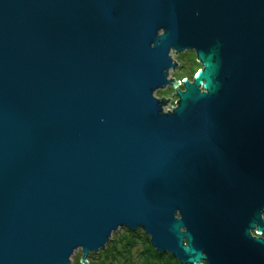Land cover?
<instances>
[{
  "label": "water",
  "instance_id": "obj_1",
  "mask_svg": "<svg viewBox=\"0 0 264 264\" xmlns=\"http://www.w3.org/2000/svg\"><path fill=\"white\" fill-rule=\"evenodd\" d=\"M263 214L264 0H0V264H87L120 227L264 264Z\"/></svg>",
  "mask_w": 264,
  "mask_h": 264
},
{
  "label": "rangeland",
  "instance_id": "obj_2",
  "mask_svg": "<svg viewBox=\"0 0 264 264\" xmlns=\"http://www.w3.org/2000/svg\"><path fill=\"white\" fill-rule=\"evenodd\" d=\"M194 51L185 50L181 53H173L172 57L178 62V66L174 69L169 70V77L182 78L183 75H187L190 78L191 74H194L199 64L194 61ZM180 55V56H179ZM178 80V79H177ZM175 90L171 89L170 86L156 90L154 93L157 97L164 96L169 101H172V93ZM126 227H120L114 230L111 234L110 240L106 242L105 246L101 247L98 252H90L86 257L87 264H155L154 261L149 258L148 254L142 252L144 243L139 241L135 244H126L121 242L124 240L123 236H128L129 232L126 233ZM127 229V228H126ZM126 233L125 235H123ZM122 236V239H120ZM143 239V238H142ZM116 245V247L114 246ZM82 256L81 249L78 248L74 251L71 256V264H84L80 259ZM148 257V258H147ZM147 258V259H146ZM156 264L162 263L161 259H157ZM167 264H174V260L170 259Z\"/></svg>",
  "mask_w": 264,
  "mask_h": 264
},
{
  "label": "flooded vegetation",
  "instance_id": "obj_3",
  "mask_svg": "<svg viewBox=\"0 0 264 264\" xmlns=\"http://www.w3.org/2000/svg\"><path fill=\"white\" fill-rule=\"evenodd\" d=\"M126 229V228H125ZM129 230V229H128ZM127 231V230H126ZM129 232V235L128 236H123L124 240H122L121 242H125V243H129V244H135L140 240H142V242L144 241V239L146 240L145 242H143L144 244V247L141 249L142 252L144 254L147 253V249L151 246V248L154 249V247L151 245V242H150V238L149 236L144 232L143 228L141 227H137L136 229L134 230H130L128 231ZM125 235V234H123ZM143 238V239H142ZM122 239V236L121 238ZM150 246H149V245ZM148 246V247H147ZM155 250V249H154ZM156 251V250H155ZM157 252V251H156ZM159 253H165V252H159ZM169 254V253H168ZM175 260V263L174 264H190V263H181L179 262L176 258H173ZM170 260H165V263L167 264ZM201 264H207V262L205 260H202Z\"/></svg>",
  "mask_w": 264,
  "mask_h": 264
},
{
  "label": "trees",
  "instance_id": "obj_4",
  "mask_svg": "<svg viewBox=\"0 0 264 264\" xmlns=\"http://www.w3.org/2000/svg\"><path fill=\"white\" fill-rule=\"evenodd\" d=\"M180 56V55H179ZM194 61L197 63V64H199V66H198V68H197V70L201 67V63L200 62H198L197 60H196V55L194 54ZM197 70H195V72L197 71ZM195 72H193V73H195ZM193 76V74H191L190 75V78ZM182 77H187V78H189L187 75H183ZM263 217H264V214H263ZM125 230H127L126 231V233L128 232V231H130V230H128V229H125ZM126 233H124V234H126ZM261 236L264 238V231H263V233L261 234ZM123 243H125V242H123ZM126 244H129V243H126ZM149 245V244H148ZM115 247H116V245H114ZM150 246V245H149ZM148 247V246H147ZM147 251V253L146 254H148L149 256V258H151L153 261H154V263L156 264L157 263V259H161L162 260V263H165V260H170V259H172V260H174L173 258V256L171 255V254H168V253H159V252H156L153 248H151V246L146 250ZM147 257V258H148ZM146 258V259H147ZM174 263H175V260H174Z\"/></svg>",
  "mask_w": 264,
  "mask_h": 264
},
{
  "label": "built area",
  "instance_id": "obj_5",
  "mask_svg": "<svg viewBox=\"0 0 264 264\" xmlns=\"http://www.w3.org/2000/svg\"><path fill=\"white\" fill-rule=\"evenodd\" d=\"M172 77V76H171ZM172 78H174V77H172ZM184 78H187V77H182V78H176V79H178L179 80V85H181L182 84V79H184ZM171 89H173L174 90V88H172L171 87ZM172 101H169V99L167 100V103L165 104V105H163V110L164 111H170V110H172V108L175 106V102H176V100H177V98H176V96H172Z\"/></svg>",
  "mask_w": 264,
  "mask_h": 264
}]
</instances>
